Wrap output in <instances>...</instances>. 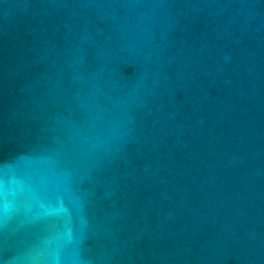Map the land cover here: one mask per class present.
Listing matches in <instances>:
<instances>
[{
    "label": "water",
    "instance_id": "water-1",
    "mask_svg": "<svg viewBox=\"0 0 264 264\" xmlns=\"http://www.w3.org/2000/svg\"><path fill=\"white\" fill-rule=\"evenodd\" d=\"M0 264H264V0H0Z\"/></svg>",
    "mask_w": 264,
    "mask_h": 264
}]
</instances>
